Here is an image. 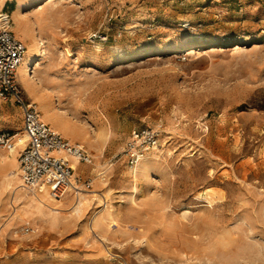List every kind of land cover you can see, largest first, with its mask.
I'll use <instances>...</instances> for the list:
<instances>
[{"label":"rangeland","instance_id":"obj_1","mask_svg":"<svg viewBox=\"0 0 264 264\" xmlns=\"http://www.w3.org/2000/svg\"><path fill=\"white\" fill-rule=\"evenodd\" d=\"M4 6L33 61L25 97L93 163L73 164L82 194L40 202L22 108L0 98V264H264V0ZM158 125L132 166V130Z\"/></svg>","mask_w":264,"mask_h":264},{"label":"built area","instance_id":"obj_2","mask_svg":"<svg viewBox=\"0 0 264 264\" xmlns=\"http://www.w3.org/2000/svg\"><path fill=\"white\" fill-rule=\"evenodd\" d=\"M11 12L0 0V98L14 100L23 111L25 144L19 154V169L22 186L36 191L48 178L49 194L60 199L78 186L79 177L72 164L93 163V156L84 145L74 142L55 130L43 119L37 104L29 101L23 92L18 68L26 54L25 43L12 30ZM162 128L142 126L132 130L124 146L129 163L136 166L160 143ZM6 137L0 136V141Z\"/></svg>","mask_w":264,"mask_h":264},{"label":"bare ground","instance_id":"obj_3","mask_svg":"<svg viewBox=\"0 0 264 264\" xmlns=\"http://www.w3.org/2000/svg\"><path fill=\"white\" fill-rule=\"evenodd\" d=\"M1 4H3V0H1ZM28 29V28H27ZM28 32V31H27ZM24 37V36H23ZM33 65V61L29 58H26L23 65L22 66H19V69H18V74H19V80H23V79H26V75L27 76H30L31 77V70H32V66ZM45 114L48 118H52L51 116V113L49 111L46 112L45 110ZM55 129L57 130L58 129V125H55ZM59 132V131H58ZM25 144V143H24ZM16 145V144H15ZM13 145L12 146V154H14L17 150V147ZM75 158L72 159V161L74 160ZM75 162L72 163V164H76L77 163V160L75 159L74 160ZM40 194H38V198L40 200V202H46V199H45V195L47 194L48 197L50 198V200H53L54 198H52L48 192V185L46 184H41L40 186ZM26 189V188H25ZM74 192L75 194L77 195H80L82 194V191H81V188L78 186L74 187L69 193H72ZM54 200H59V199H54ZM81 200V199H80ZM79 205V204H78ZM192 235V236H191ZM184 240H188V239H192L193 237H196V238H199L201 239V235H199L198 233H189V232H186L185 234H182L181 236ZM192 237V238H191Z\"/></svg>","mask_w":264,"mask_h":264},{"label":"crops","instance_id":"obj_4","mask_svg":"<svg viewBox=\"0 0 264 264\" xmlns=\"http://www.w3.org/2000/svg\"><path fill=\"white\" fill-rule=\"evenodd\" d=\"M3 3H4V0H3ZM18 5H21L22 6V8H23V2H20L19 1V3H18ZM33 81H34V79H23V80H21V84L26 88V89H28L30 86H31V84L33 83ZM32 95V94H31ZM33 96V95H32ZM42 103V102H41ZM43 116V115H42ZM44 119V118H43ZM45 120V119H44ZM77 164V163H76ZM74 166V165H73ZM75 167V166H74ZM75 169H76V171H77V165H76V167H75Z\"/></svg>","mask_w":264,"mask_h":264}]
</instances>
